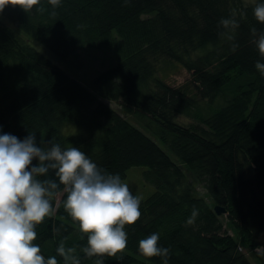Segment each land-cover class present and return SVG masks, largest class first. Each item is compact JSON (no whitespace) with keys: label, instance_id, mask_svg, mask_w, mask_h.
Returning <instances> with one entry per match:
<instances>
[{"label":"trees","instance_id":"trees-1","mask_svg":"<svg viewBox=\"0 0 264 264\" xmlns=\"http://www.w3.org/2000/svg\"><path fill=\"white\" fill-rule=\"evenodd\" d=\"M256 3L264 0H61L56 8L41 0L28 11L9 4L0 13V134L23 140L35 133L38 144L77 147L121 179L144 166L145 182L155 187L140 199V219L125 226L123 259L103 257L104 264H163L138 250L153 233L170 249L167 264H252L247 253L264 264L255 252L264 247V75L255 68L264 57L251 33L264 32V24L253 16ZM233 14L239 27L224 29L220 20ZM38 43L62 63L88 48L109 50L117 62L86 84ZM160 60L184 65L191 81L168 84L158 75ZM204 101L212 103L207 114ZM180 116L195 121L183 124ZM66 198L53 201L56 214L36 226L34 243L58 264L61 242L80 264H95L81 251L87 237L65 212ZM193 207L198 216L188 225ZM216 207L226 210V225Z\"/></svg>","mask_w":264,"mask_h":264},{"label":"clouds","instance_id":"clouds-1","mask_svg":"<svg viewBox=\"0 0 264 264\" xmlns=\"http://www.w3.org/2000/svg\"><path fill=\"white\" fill-rule=\"evenodd\" d=\"M56 8L61 0H48ZM41 0H0V13L9 4L28 11L40 5ZM38 8V11H43ZM253 16L264 24V3H256ZM52 16L56 12L51 13ZM221 19L224 29L239 27L237 20ZM261 57H264V32L251 29ZM226 35V33H222ZM233 40L232 35H227ZM237 44L232 45L235 50ZM255 68L264 75V63L256 62ZM47 143V146H44ZM33 161H38L34 164ZM55 178H49V174ZM66 194L63 208L79 231L87 237L81 251L87 258L97 257L95 264H104L103 257H116L127 247L126 225H134L141 217V200L130 191L128 183L119 174H110L98 167L77 147L63 148L54 140L40 139L29 133L23 140L0 134V264H58L56 256L45 258L38 239L36 226L45 218L56 214L53 201ZM198 209L193 207L188 225L194 223ZM159 233H153L138 244L139 253L145 258H164L167 264L170 249L159 246ZM64 264H80L74 248H65L61 242L56 249ZM257 251L264 254V247Z\"/></svg>","mask_w":264,"mask_h":264},{"label":"rangeland","instance_id":"rangeland-1","mask_svg":"<svg viewBox=\"0 0 264 264\" xmlns=\"http://www.w3.org/2000/svg\"><path fill=\"white\" fill-rule=\"evenodd\" d=\"M247 4H252L257 0H243ZM16 28L15 25H12ZM19 32V30L17 29ZM25 37L24 34H21ZM39 44V43H38ZM38 49H40L41 53L48 57L50 60L55 62L58 65H61L70 75L79 79L84 83H88L90 79L96 74L104 72L110 68L113 64L117 62L115 54L109 50H99L97 48H88L87 50L79 51L75 57L71 58L67 63H62L43 45L39 44ZM158 75L161 76L168 84L173 87L182 86L192 79V73L184 66L175 64L174 62L168 60H160L158 63ZM104 102L108 105L112 106L118 112L125 115V112L122 111L118 102H113L108 99L103 98ZM222 99H219L213 103V106L219 105ZM212 103H207L206 101L201 103V107L204 113H209V107ZM130 121H132L136 126L140 127V125L135 121V119L128 117ZM178 120L183 124H190L191 122L195 121L193 117L187 118L185 116L178 117ZM141 128V127H140ZM168 154L175 159V156L165 149ZM147 170L144 166H134L130 168L127 172L126 178L122 179L126 183H128L130 190L138 196L141 200H147L151 197L155 192V187L151 184L145 182L143 178V173ZM199 194L203 197H206V191L199 187L198 188ZM228 215V214H227ZM226 213L222 215L225 220H227ZM226 230L230 234L232 231L225 226ZM255 252L260 253L255 250ZM247 256L251 260L252 264H259L256 257L252 254L247 253Z\"/></svg>","mask_w":264,"mask_h":264},{"label":"water","instance_id":"water-1","mask_svg":"<svg viewBox=\"0 0 264 264\" xmlns=\"http://www.w3.org/2000/svg\"><path fill=\"white\" fill-rule=\"evenodd\" d=\"M215 211L218 215H222V214H225L226 213V210L223 209L222 207H216L215 208Z\"/></svg>","mask_w":264,"mask_h":264}]
</instances>
